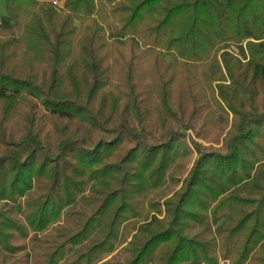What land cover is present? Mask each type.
Returning a JSON list of instances; mask_svg holds the SVG:
<instances>
[{"label": "trees", "instance_id": "16d2710c", "mask_svg": "<svg viewBox=\"0 0 264 264\" xmlns=\"http://www.w3.org/2000/svg\"><path fill=\"white\" fill-rule=\"evenodd\" d=\"M104 1L119 12L125 37L129 78L122 86L106 63L97 0L62 6L5 0L0 264H27L26 242L19 240L72 211L86 185L97 204L90 213L80 210L77 226L49 245L47 264H58L94 226L98 236L66 264L112 250L119 226L138 215L149 192L148 206L161 211V185L179 182L194 152L180 187L162 201L163 215L139 224L122 259L106 264H220L219 257L264 264V0ZM225 39L239 45L245 61L219 46ZM163 49L177 50L183 60L168 65L167 78L157 77L153 116L149 96L129 80L143 55L156 66ZM218 57L229 84L217 83L215 93L210 82L221 78L210 66ZM219 111L232 113L221 141L213 138L219 145L205 146L186 132L208 139L213 125L227 123ZM40 178L42 192L32 195Z\"/></svg>", "mask_w": 264, "mask_h": 264}, {"label": "rangeland", "instance_id": "374dc122", "mask_svg": "<svg viewBox=\"0 0 264 264\" xmlns=\"http://www.w3.org/2000/svg\"><path fill=\"white\" fill-rule=\"evenodd\" d=\"M53 2L55 5L62 6L63 0H48ZM97 3L103 8V19L105 24V37L107 40L106 51H107V61L108 65L110 66V71L112 75V81L119 86L124 85L125 79H128L129 76L127 75V68L129 62V56L127 53L126 48L124 47L121 42L124 40L125 37H119L121 30L120 26L121 23L119 22L118 14L119 12H110V4L106 3L104 0H97ZM109 15H106V13ZM0 13L3 15L5 14V0H0ZM74 23L79 26V20L75 19ZM6 30L1 29L0 35L3 36L6 34ZM118 42V47L115 48L113 42ZM141 43V42H140ZM219 46H225V48L231 52L234 56H238L242 61H245L243 55L238 52V46L231 40H221L219 42ZM162 55L163 58L159 62L158 65L153 66V63H148L145 61L146 55H143L141 58V63L136 67L135 73L138 75L132 76L129 80L130 84L136 86L137 89H143L147 96H149V109L153 116L156 113V106L158 102V94H160V87L157 77H164L167 74V67L168 65L174 66L183 58L178 54L177 50L170 49L165 51L163 49ZM152 68V69H151ZM210 69L214 70L215 76H218L219 80H214L210 82V84L215 86L217 83L224 82L229 84V80L226 77V73L223 67V63L221 62L220 57H218V64H213L210 66ZM134 75V74H133ZM202 76V75H201ZM202 76L201 84L203 86L204 92H209V84L205 81ZM164 78H167L166 76ZM128 81V80H127ZM214 88V87H213ZM216 93V90L214 88ZM217 114L221 113V123H225L227 120L226 125H213L207 133L208 139L200 138L194 135L191 129H188L186 132L190 135L191 138H194L195 141L205 145H214L217 146L219 144L213 142L214 136L217 134L220 136V141L222 137L225 135L226 131L230 127V122L232 118V113L230 111H219L216 112ZM219 124V123H217ZM218 126V127H217ZM212 139V140H211ZM196 156V152L193 153L192 159L190 163L187 165L185 172L180 175V181L177 183L172 184H162L161 188H163L164 195L159 196L160 200V208L161 211L159 212V207L151 208L150 205L148 206L147 199L151 197L152 192H149L148 196L145 197L144 200H141L139 205V213L138 215L133 216L128 221L122 222L119 226V232L117 238L114 240L112 250L110 251H98L93 256L88 259H82L79 264H106L107 262H115L122 259L124 254L126 253L124 246L130 240L132 235L136 232L139 224L142 222H147L150 220L153 214H157L158 216L163 215V199L167 196H170L175 190H177L181 185V179H183L191 167L193 160ZM42 183V179H38L35 187L32 188V195L40 194L42 191L39 189L38 185ZM90 190V185L85 186L84 190V197H79L75 200L74 203L69 205L72 211H63L62 214L55 220L51 221L43 230L38 232H34L33 230H29L28 236L25 239H20L19 242H23L25 240L26 247L25 250L27 252L28 263L27 264H47V251L49 249V245L54 243L55 240H62L66 235L68 229L74 228L77 226V222L80 218V210H83L85 213H90L93 207L97 204L93 195ZM153 198H157V196H153ZM3 200H0V205L3 204ZM67 208V207H65ZM82 217V216H81ZM98 226H94L92 232L89 234L87 239L73 245L70 249H67L63 252V256L58 262V264H66L68 260H70L75 254L76 250H83L87 245L90 243L92 238L98 236ZM134 228V229H133ZM54 246V245H53ZM23 252H16L14 255L22 254ZM220 264H229L228 259H220Z\"/></svg>", "mask_w": 264, "mask_h": 264}]
</instances>
